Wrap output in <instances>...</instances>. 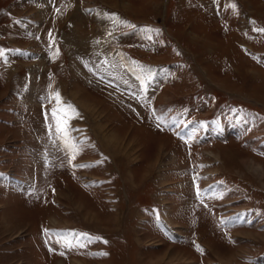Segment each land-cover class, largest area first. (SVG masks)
I'll list each match as a JSON object with an SVG mask.
<instances>
[{
  "label": "rangeland",
  "instance_id": "obj_1",
  "mask_svg": "<svg viewBox=\"0 0 264 264\" xmlns=\"http://www.w3.org/2000/svg\"><path fill=\"white\" fill-rule=\"evenodd\" d=\"M262 30L264 0H0V264H264Z\"/></svg>",
  "mask_w": 264,
  "mask_h": 264
},
{
  "label": "snow or ice",
  "instance_id": "obj_2",
  "mask_svg": "<svg viewBox=\"0 0 264 264\" xmlns=\"http://www.w3.org/2000/svg\"><path fill=\"white\" fill-rule=\"evenodd\" d=\"M262 31H264V30H262ZM101 255H107L106 253H101Z\"/></svg>",
  "mask_w": 264,
  "mask_h": 264
},
{
  "label": "bare ground",
  "instance_id": "obj_3",
  "mask_svg": "<svg viewBox=\"0 0 264 264\" xmlns=\"http://www.w3.org/2000/svg\"><path fill=\"white\" fill-rule=\"evenodd\" d=\"M255 163V162H254Z\"/></svg>",
  "mask_w": 264,
  "mask_h": 264
}]
</instances>
